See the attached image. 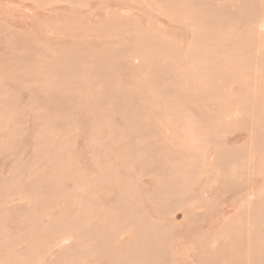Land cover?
Here are the masks:
<instances>
[{
	"label": "rangeland",
	"instance_id": "374dc122",
	"mask_svg": "<svg viewBox=\"0 0 264 264\" xmlns=\"http://www.w3.org/2000/svg\"><path fill=\"white\" fill-rule=\"evenodd\" d=\"M0 264H264V0H0Z\"/></svg>",
	"mask_w": 264,
	"mask_h": 264
}]
</instances>
